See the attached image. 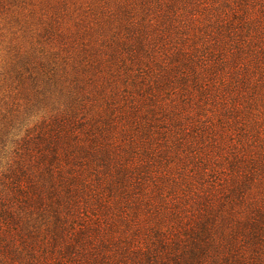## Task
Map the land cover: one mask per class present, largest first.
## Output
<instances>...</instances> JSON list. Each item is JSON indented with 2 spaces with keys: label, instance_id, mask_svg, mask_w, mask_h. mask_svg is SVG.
Segmentation results:
<instances>
[{
  "label": "rangeland",
  "instance_id": "obj_1",
  "mask_svg": "<svg viewBox=\"0 0 264 264\" xmlns=\"http://www.w3.org/2000/svg\"><path fill=\"white\" fill-rule=\"evenodd\" d=\"M22 157L48 264H264V0H0L2 197Z\"/></svg>",
  "mask_w": 264,
  "mask_h": 264
},
{
  "label": "trees",
  "instance_id": "obj_2",
  "mask_svg": "<svg viewBox=\"0 0 264 264\" xmlns=\"http://www.w3.org/2000/svg\"><path fill=\"white\" fill-rule=\"evenodd\" d=\"M39 138L47 140L48 145L44 150L54 154L50 158L43 156V163L49 160L52 169L47 170V179L38 177L42 181L43 189L49 193L51 199L60 197L59 190L63 185L62 172L57 167L54 171V163L57 161L59 148H57L56 133L49 129H41L38 134ZM42 139V140H43ZM18 154V153H17ZM28 156V155H27ZM27 159V157H25ZM31 158V157H30ZM29 165H33L31 159L22 157L16 164L17 171H13L11 176L2 173L4 187L10 192V197H2L0 194V264H48L53 254L50 250V241L45 232L46 222L42 217H15L11 211L14 205L24 206L39 197L42 200V190L35 188L32 177L28 175ZM32 167L40 169V165L35 163ZM62 250H58L57 253ZM196 256H194V259ZM53 259V258H51ZM50 259V260H51ZM56 262V259H54ZM196 260V259H195Z\"/></svg>",
  "mask_w": 264,
  "mask_h": 264
}]
</instances>
